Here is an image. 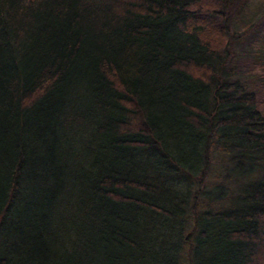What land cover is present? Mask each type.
<instances>
[{"label":"trees","instance_id":"1","mask_svg":"<svg viewBox=\"0 0 264 264\" xmlns=\"http://www.w3.org/2000/svg\"><path fill=\"white\" fill-rule=\"evenodd\" d=\"M0 264H264V0H0Z\"/></svg>","mask_w":264,"mask_h":264}]
</instances>
